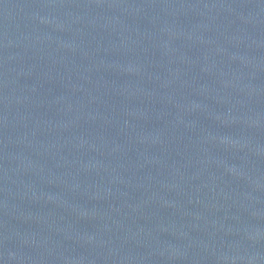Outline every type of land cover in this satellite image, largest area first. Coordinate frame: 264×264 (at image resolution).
<instances>
[{
	"label": "water",
	"instance_id": "water-1",
	"mask_svg": "<svg viewBox=\"0 0 264 264\" xmlns=\"http://www.w3.org/2000/svg\"><path fill=\"white\" fill-rule=\"evenodd\" d=\"M0 264H264V0H0Z\"/></svg>",
	"mask_w": 264,
	"mask_h": 264
}]
</instances>
